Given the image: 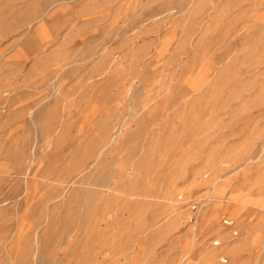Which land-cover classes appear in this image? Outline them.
<instances>
[{"label":"rangeland","instance_id":"374dc122","mask_svg":"<svg viewBox=\"0 0 264 264\" xmlns=\"http://www.w3.org/2000/svg\"><path fill=\"white\" fill-rule=\"evenodd\" d=\"M0 264H264V0H0Z\"/></svg>","mask_w":264,"mask_h":264}]
</instances>
